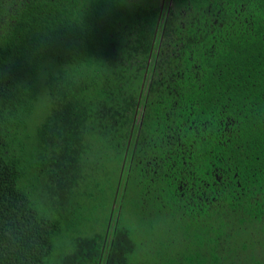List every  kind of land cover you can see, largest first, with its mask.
Listing matches in <instances>:
<instances>
[{
  "label": "trees",
  "instance_id": "obj_1",
  "mask_svg": "<svg viewBox=\"0 0 264 264\" xmlns=\"http://www.w3.org/2000/svg\"><path fill=\"white\" fill-rule=\"evenodd\" d=\"M0 264H264V0H0Z\"/></svg>",
  "mask_w": 264,
  "mask_h": 264
},
{
  "label": "rangeland",
  "instance_id": "obj_2",
  "mask_svg": "<svg viewBox=\"0 0 264 264\" xmlns=\"http://www.w3.org/2000/svg\"><path fill=\"white\" fill-rule=\"evenodd\" d=\"M44 108L43 106L39 109V117L43 115ZM98 149V148H97ZM111 176V173H110ZM128 201L127 205L125 207V210L123 211L124 214V220L126 222L133 221L134 225L138 228V236L141 240H143L145 243L153 244L154 240L158 236L161 237V241L170 242L169 240L175 241L176 238H180V230L176 228L175 222L173 220H164L163 216L157 211L153 209V206L150 204H140L139 207L136 209L134 208L130 202H135L136 198L130 194V197L127 198ZM137 211L138 217L140 220L134 218L135 212ZM143 223V224H142ZM142 224V225H140ZM149 224V225H148ZM150 226V227H149ZM156 243V240H155ZM143 247V246H142ZM139 250V253L142 251H150L152 247H150L148 244L145 245L144 249ZM172 249L174 251H179V247L176 243H173ZM178 253V252H177Z\"/></svg>",
  "mask_w": 264,
  "mask_h": 264
}]
</instances>
